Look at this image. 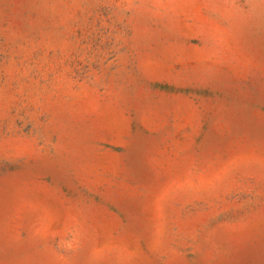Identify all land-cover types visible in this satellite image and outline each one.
Here are the masks:
<instances>
[{
  "label": "rangeland",
  "instance_id": "rangeland-1",
  "mask_svg": "<svg viewBox=\"0 0 264 264\" xmlns=\"http://www.w3.org/2000/svg\"><path fill=\"white\" fill-rule=\"evenodd\" d=\"M0 264H264V0H0Z\"/></svg>",
  "mask_w": 264,
  "mask_h": 264
}]
</instances>
